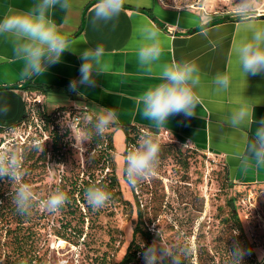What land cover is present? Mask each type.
<instances>
[{
	"label": "crops",
	"instance_id": "obj_1",
	"mask_svg": "<svg viewBox=\"0 0 264 264\" xmlns=\"http://www.w3.org/2000/svg\"><path fill=\"white\" fill-rule=\"evenodd\" d=\"M33 2L0 0V17L9 8L26 10ZM95 2L72 0L73 6L69 12L59 9L52 12V18L69 36L71 47L59 63L48 67L45 74L21 78L22 62L15 57L12 42L0 36V125L8 126L23 117L29 93L38 95L42 102L53 97L66 102L63 106L78 105L91 114L101 107L115 108L117 122L136 124L157 133L167 132L176 141L218 156L233 182L263 185L264 168L245 169L237 157V153L243 149L244 139L252 137L259 120L264 118V73L246 77L238 68L236 46L250 33L241 20H224L228 16H235V0L190 3L128 0L117 19L107 25L93 27L91 8ZM261 3L264 5V0ZM260 13H264V6L258 9L257 15ZM205 14L212 17L207 25V36L201 34V18ZM255 23L264 24V18L257 17ZM165 25L172 26L174 32L167 31ZM146 26L159 29L164 49L160 63L174 59L190 60L195 61L201 70L199 93L202 104L197 106L196 114L192 117L183 114L170 116L169 122L159 128L142 116L137 104L144 91L160 83L159 69L147 72L138 64L136 56L137 49L145 42L142 29ZM194 28L198 30L188 32ZM101 44L105 48L107 73H94V86L80 85L77 91L70 90V82L80 79V66L83 63L80 53ZM218 73L230 77L228 89H220L213 83ZM27 81L28 87L23 88ZM38 85L47 90L36 88ZM242 102L254 106L257 123L230 128L225 119Z\"/></svg>",
	"mask_w": 264,
	"mask_h": 264
},
{
	"label": "rangeland",
	"instance_id": "obj_2",
	"mask_svg": "<svg viewBox=\"0 0 264 264\" xmlns=\"http://www.w3.org/2000/svg\"><path fill=\"white\" fill-rule=\"evenodd\" d=\"M166 1L190 3L200 0ZM37 97L29 93L26 100L38 102L34 101ZM42 103L50 112L66 102L49 97ZM64 108L71 113L70 118L62 119L65 125L72 124L74 112L83 109L76 105H65ZM77 127L83 131L81 124ZM37 134L36 126L26 123L7 128L0 133V146H15L22 151L23 167L27 170L22 182L29 183L40 200L53 192L58 184H66L69 188L70 180L76 176L88 177L91 172L101 177L106 175L109 168L102 169L100 146L90 141L84 144L85 150L78 151L74 147L73 138V142L64 149L62 157L49 153L46 160H39L32 169V161L25 160L27 151L22 142L29 143L30 138ZM144 135H152L161 143L157 173L135 187L126 182L123 171L126 133L121 128L115 129V151L112 154L122 198L112 204L109 202V213L93 214L90 219H86L83 234L77 236L73 233L71 241L54 235L51 226L67 219H72V224L80 226L82 221L79 214L72 217L61 210L52 213L55 223L42 229L48 238L42 242L45 243L44 249L48 248L47 263L110 264L120 260L133 237L135 225L140 221L139 215L142 214L141 227L153 231L157 238L160 232L161 241L177 245L190 241L194 247V260H199L202 255L203 263L222 261L224 264L229 259V251L239 246L246 252L243 260L249 262V244L252 246L254 262L264 264V184L233 182L228 179L224 164L218 156L189 147L168 135L137 133L136 146ZM40 145L38 152L44 149L43 143ZM2 182L7 189L15 188L4 179ZM233 212L238 218L233 216ZM38 216L39 213L32 210L26 226L37 230ZM31 228L24 231H32ZM29 236L33 238L34 234ZM138 240H141L140 235ZM2 241L4 235L0 229V251Z\"/></svg>",
	"mask_w": 264,
	"mask_h": 264
},
{
	"label": "clouds",
	"instance_id": "obj_3",
	"mask_svg": "<svg viewBox=\"0 0 264 264\" xmlns=\"http://www.w3.org/2000/svg\"><path fill=\"white\" fill-rule=\"evenodd\" d=\"M127 2L128 0H96L91 8L93 27L113 22L119 17ZM72 6V0H34L28 9L9 8L0 17V36L11 40L14 55L22 62L21 78L45 74L49 66L59 63L63 54L70 50L69 36L61 30L51 14L56 9L69 12ZM262 6L264 5L261 0H235L234 4L235 15L245 23V28L250 33L235 49L238 68L246 77L264 73V24L255 23L258 9ZM211 19L208 14L201 18L203 29L201 34L204 36L208 35L207 25ZM142 38L145 42L136 51L138 64L149 73L158 68L160 80V83L148 88L139 96L137 104L140 106L142 116L157 128L168 123L169 117L173 115L194 116L197 106L202 104L199 93L202 78L198 64L195 61L175 59L168 63H160L164 49L159 29L155 26L144 27ZM104 57L105 48L102 44L83 50L80 53V59L83 61L80 66V79L70 82V90L75 92L80 85L94 86L93 74L105 75L108 71ZM213 83L218 88L226 90L231 80L227 74L218 73ZM80 119L81 117L77 115L76 121ZM83 119L86 125H90L83 131L78 129L75 121L65 125L70 129L75 142L74 147L78 151L85 150L86 142L102 139L109 128L116 124L118 116L115 108L101 107L94 115ZM225 123L230 128L257 123L254 106L247 102L240 103L230 111ZM33 146L41 148L39 141ZM160 153L161 143L156 137L142 136L139 145L133 146L126 154L123 169L126 182L135 187L154 176L160 165ZM237 157L245 169L264 168V118L259 120L252 137L244 139L243 149L237 153ZM26 175L22 151L15 146H0V179L15 186L12 202L18 214L30 215L38 204L46 211L55 213L70 202L68 193L59 187L46 199L40 200L33 187L22 182ZM84 198L93 210H98L111 201L112 193L104 185L92 184L85 189ZM157 235L159 240L154 241L143 251L144 264H164L166 259L170 260L171 264H184L181 257H188L194 251L190 241H185L183 245L165 243L160 240V232ZM229 253L230 264H243V257L246 254L244 249L236 246Z\"/></svg>",
	"mask_w": 264,
	"mask_h": 264
},
{
	"label": "trees",
	"instance_id": "obj_4",
	"mask_svg": "<svg viewBox=\"0 0 264 264\" xmlns=\"http://www.w3.org/2000/svg\"><path fill=\"white\" fill-rule=\"evenodd\" d=\"M35 87L44 91L47 90L43 86L38 85ZM67 111L69 110L65 109L64 106H58L53 111L49 112L44 108L43 103L30 102L29 100H26L25 113L23 117L18 122L12 123L8 126L0 125V133L5 131L7 128L17 127L25 123L29 126H36L38 136L30 138L29 143L26 141L22 142V146L25 148V151H27L25 152V160L32 161L30 165L32 166V169H34V164L39 162V160H46L49 153L62 157L64 155V149L66 146L73 142L70 129L65 126V124H63L65 121H62V119H66V117H71V113H68ZM76 114L77 113L74 112L73 118ZM92 115L94 114L88 113L87 111L84 113L83 117ZM80 124L82 125V130H85L86 127H90V125H86L84 119H82V121L77 125ZM38 127H40V129ZM119 128L123 129L126 133V148L124 152L125 157L128 150L137 145V133H157L136 124H122L116 122V124L109 128L110 131L106 132L102 139L91 140L92 144L98 145L101 148L102 156L100 157V160L102 158V169L104 170L106 167L109 169L107 170L106 175L102 177L96 175L94 172L89 173L88 177L83 176L80 178V176H76L70 180L69 188H67L66 184H58L56 186V188L59 187L66 191L70 197V202L60 210L63 211V213L72 215V217H76V215L79 214L82 224L78 226L77 224H72V219L64 220L61 224H54L51 226L53 230L52 233H54V235L71 241V235L73 233L77 236H81L83 234L86 219H90L91 215L100 214L103 212L109 213V203L105 207L98 210H93L88 205L84 198V191L90 185L100 184L106 186L107 189L112 193V199L110 201L111 204L119 201L122 198V191L119 188V179L116 175V164L112 154L115 151L114 130ZM36 141H39L40 144L43 143L44 145V149H42L41 152H38L39 149L33 146ZM224 168L226 170L228 179H230L225 165ZM2 181L3 179H0V229L3 231L4 241L1 242L2 250L0 251V264H48V248L44 249L45 243H42L47 241L48 238L46 236L47 234L42 232V229H47L52 222L55 223L51 216L52 213L46 211L44 208L41 210V206L38 204L33 208V210L39 213V220L37 222L38 229L34 230L31 228V226H26L31 219V214L21 215L17 213L15 205L12 202V195L15 188L7 189L3 186ZM48 196H43V198L46 199ZM232 214L235 218H238L235 212ZM139 219L140 221L134 227L133 237L126 248L125 253L120 260L114 261L110 264H144L142 256L143 251L159 238H157L153 231L143 229L141 227L140 222H142V214L139 215ZM26 228H31L32 231H24ZM30 234H34V237L31 238V236H29ZM138 235L141 236V240H138ZM29 237L31 240H28ZM27 245L32 247L33 250L31 248H26L28 247ZM247 245L250 249V261L247 262L246 260H243V264H258L254 262L252 246L249 244ZM1 257H3V260ZM181 258L183 259L184 264H223L222 261L220 263L215 261L203 263L202 255L199 256V260H194L193 253L188 257ZM227 259V263L224 264H230V255L227 257ZM164 264H171V261L166 259Z\"/></svg>",
	"mask_w": 264,
	"mask_h": 264
},
{
	"label": "water",
	"instance_id": "obj_5",
	"mask_svg": "<svg viewBox=\"0 0 264 264\" xmlns=\"http://www.w3.org/2000/svg\"><path fill=\"white\" fill-rule=\"evenodd\" d=\"M124 6H125V5H124ZM257 17L264 18V13H260V14H258ZM154 18H155V17H154ZM155 19H156V18H155ZM224 20H233V21H235V20H240V19L235 15V16H228V17H226ZM165 28H166L167 31H169V32H171V33L174 32V28H173L172 26H170V25H165ZM197 30H198L197 28H194V29L189 30L188 32L191 33V32H195V31H197ZM186 33H187V32H186ZM28 85H29V81L25 82V83L23 84L22 87H23V88H26V87H28Z\"/></svg>",
	"mask_w": 264,
	"mask_h": 264
},
{
	"label": "built area",
	"instance_id": "obj_6",
	"mask_svg": "<svg viewBox=\"0 0 264 264\" xmlns=\"http://www.w3.org/2000/svg\"><path fill=\"white\" fill-rule=\"evenodd\" d=\"M34 101H38V102H41V103H42V100L39 99L38 97H37ZM79 112H80V113H79ZM85 112H86V110H84V109H81V111L79 110V111L77 112V114H76L75 117H74V121L76 122V124H79V123L82 121ZM77 115H79V116L81 117V119L78 120V121H76V116H77ZM160 134L167 135V132H164V133L162 132V133H160Z\"/></svg>",
	"mask_w": 264,
	"mask_h": 264
}]
</instances>
